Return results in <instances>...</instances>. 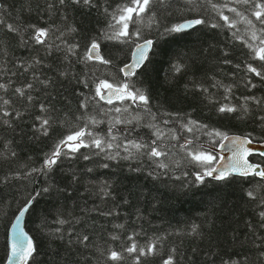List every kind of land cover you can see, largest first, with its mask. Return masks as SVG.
Masks as SVG:
<instances>
[{
	"label": "trees",
	"instance_id": "1",
	"mask_svg": "<svg viewBox=\"0 0 264 264\" xmlns=\"http://www.w3.org/2000/svg\"><path fill=\"white\" fill-rule=\"evenodd\" d=\"M50 2L54 0H0L5 5L0 10L4 20V24H0V66L6 64L10 70L3 77L4 81L11 72L17 73L11 76L13 87L32 80L31 70L23 72L19 65L31 63L33 58L43 60V65L36 66L35 70L42 79L46 77L51 81L47 88L36 83L32 104L14 96L11 89L4 93L24 116L12 120L11 127L0 123V264H5L9 255V231L15 216L32 196L35 200L27 216L26 229L34 238L37 250L29 264H105L101 250L106 251L109 246L120 250L130 243L128 237L132 233H139L136 240L141 245L156 237H166L162 239L159 254L144 258L142 264H162L172 248L177 249L178 264H224L230 258L245 256L249 264L254 261L259 264V253L264 247L255 245L260 243L259 237L264 236L258 215L262 208L246 193L252 190L264 196V181L234 175L226 182L208 176L202 184L194 182L192 173L203 169L194 167L181 147L189 140L192 141L189 149L211 151L206 146L217 147L223 139L207 135L210 130L229 136L251 134L253 142L264 143V122L260 120L264 106L251 104L247 114L217 111L221 103L239 105L246 96L264 98V82L258 78L252 77L255 88L245 86L250 75L243 69L244 63L249 61L248 50L232 38L227 28L198 25L183 33L161 35L155 27H148L147 21L142 26L137 25L145 38L155 41L149 61L131 78L134 88L143 90L150 98L148 107L156 116V120L151 121L142 107L130 100L107 104L99 97L91 99L100 80L118 85L126 79L119 70L131 61L132 44L100 38L102 54L111 64L96 63L93 67L79 59L89 43L107 29L109 17L104 9L112 11L124 0H94L93 7L68 0L51 13ZM185 6L186 0H165L157 4L155 11L161 26L198 17V12H187ZM211 22L217 21L212 19ZM7 24L18 27L20 32H10ZM27 25H52L64 31V39L79 45L77 55L69 54L65 59L62 44L59 50H47L35 44L30 39L32 30L25 28ZM69 27H75L76 31L67 32ZM21 37L26 43L21 42ZM55 43L60 44V40ZM226 59L231 63L225 64ZM174 64L183 65L181 71H175ZM236 65L241 68L237 69ZM62 72L67 75H61ZM81 80H86L88 87L80 83ZM217 82L234 86L230 101L225 100L223 87L213 86ZM84 97L89 98L86 110L80 107ZM41 103L50 106L53 120L47 136L34 127L39 123L35 118L42 115ZM129 105L128 112L114 111ZM137 113L143 119L134 120ZM88 115L102 121L90 126L94 135L105 140L116 136L113 148L106 151L81 148L75 158H62L47 175L31 172L42 166L46 154L58 141L85 122L76 117ZM116 118L132 120V123L117 124ZM189 119L207 128L189 133L181 127ZM147 122L158 125L163 132L162 146L170 152L167 158L170 170L166 175H149L154 169L159 170L134 149L132 159L106 156V152L117 151L116 144H126L130 139L145 143L155 139L153 129L144 126ZM173 135L180 139H171ZM88 139L86 137V141ZM9 141L15 157L4 148ZM119 151L121 156L127 155L123 148ZM211 153L218 160V156ZM84 155L89 159H84ZM250 160L264 165L260 154L250 156ZM175 161H180L179 167ZM104 164L108 167H103ZM185 172L189 175L184 176ZM105 183L110 186V196L100 192ZM45 188L48 191H43ZM108 211L113 215L100 214ZM60 219L67 223H57ZM193 225L199 226L195 233L191 231ZM111 234H118L120 239L112 240ZM84 235L89 241L80 243L78 237ZM125 255L121 264H135L132 257Z\"/></svg>",
	"mask_w": 264,
	"mask_h": 264
},
{
	"label": "snow or ice",
	"instance_id": "2",
	"mask_svg": "<svg viewBox=\"0 0 264 264\" xmlns=\"http://www.w3.org/2000/svg\"><path fill=\"white\" fill-rule=\"evenodd\" d=\"M68 0H54L48 4L49 12H53L57 9V5L63 7ZM165 0H124L123 3L116 6L112 11L105 8L104 13L109 17L107 29L102 30L101 37L93 39L89 45L86 47L83 56L79 57L80 61L85 64H92L93 67L96 63H101L104 65L111 64V61L106 59L101 55V44L100 38L107 39L109 41H115L119 43L132 44L133 50L131 52V62L124 64L120 68V73H122L125 80L121 81L120 84L116 85L109 83L107 80H100L96 84L95 93L91 99L95 100L99 97L100 101H106L107 104L113 103V97L121 101L122 103L126 100H130L133 104H138L142 107L143 112L147 113L151 121L156 120V116L151 113V109L148 107L150 104V98L148 95L139 88H134L131 84V78L137 75V70L141 69L149 61V54L154 51L155 41L152 39L145 38L141 27L137 25H144L147 21L148 27H155L156 30L161 32V35H172L183 33L189 29H193L198 25H208L212 28H227L231 32V36L234 40L241 42L243 47L248 50L249 61H246L243 65V69L246 74H250L247 77L246 87L255 88L256 83L253 81V76L258 78L260 81L264 82V0H186L185 11L187 12H198L197 18L185 19L181 23L161 26V22L157 17V12L155 11V6L157 4H163ZM71 3L76 5H83L85 7L95 6L94 0H71ZM5 5L0 3V10H3ZM66 19V17H65ZM216 20L217 22H211L210 20ZM223 21V24L219 23ZM0 24H4L2 18V12H0ZM243 26V27H241ZM7 29L13 33H19L20 29L13 24H7ZM26 30L31 29L30 39L34 41L35 44L43 46L47 50L53 48L59 50L61 44L64 46L66 52L65 59L68 55L76 56L77 49L79 45L77 43H69L63 37L65 36L64 31L59 29H54V26L49 25L47 27H39L37 25H27ZM75 27H69L67 32H75ZM59 32V35L55 33ZM243 33V34H241ZM55 40H60V44H56ZM51 41V43H50ZM21 42L26 43L23 37H21ZM227 56V52L224 53ZM43 60L40 58H33L31 63L23 64L21 63L19 67L23 72H29L31 70L32 80L21 84L19 86L13 87V80L11 76L17 75L15 72H11L7 81H4L3 77L8 75L10 72L4 66H0V123L6 124L9 127L12 126V120L22 119L24 112L15 108L13 101L7 99L4 93H7L10 89L14 96L21 98L28 104H32L34 101V96L32 92L35 91L36 83H39L43 87L47 88L51 81L48 78H41L37 73L36 66L43 65ZM225 64H230V60H224ZM183 65L174 64L173 68L175 71H181ZM237 69L241 68V65H236ZM61 75H67L66 72H62ZM83 83L85 87H88V82L86 80L79 81ZM219 85L224 88L225 100L230 101L231 94L233 92V85H223L214 84L213 86ZM207 91L206 88L203 89ZM83 95V93H81ZM243 103L237 105L232 103H221L217 109L218 112L224 114L231 113H243L247 114L251 104L257 106H264V98L257 97L255 95L243 97ZM89 103V98L84 97L81 102L80 107L82 109H87ZM98 103V102H97ZM42 115L37 116L35 119L39 121L38 125H34L36 130L42 135L47 136L49 128L52 126L53 120L50 114V106L41 103L39 105ZM129 106L123 109L117 107L114 109L115 112L121 113L128 112ZM48 113V115H43ZM10 118V119H9ZM134 120L143 119V117L137 113ZM76 120H84L85 122L77 127L75 130L69 132L67 136L58 141L53 150L46 154L45 160L39 169L33 168L31 172H41L47 175L55 165L62 158H75V154L80 153L81 148H96L101 151L110 150L113 148L112 141L117 138L115 135L111 136V140L102 139L93 134L90 126L97 125L102 121H98L94 116H77ZM260 120L264 122V116L260 117ZM116 123L131 124L132 120L124 119L121 120L116 118ZM162 123L167 124L169 121H162ZM145 127L153 129V135L155 139L148 143L143 141H137L135 139H130L126 144H116L115 148L117 151L115 153L106 152V156L109 159H132L134 149L136 153L146 156L149 161L156 166L155 169L149 173V175H166L170 170V164L167 162V158L170 152L162 146V141L164 135L160 127L154 123L147 122L144 124ZM114 127V125H113ZM181 127L186 129L189 133H198L202 129H206L207 126L200 124L198 121L185 120ZM172 131V130H170ZM111 133V128L109 129ZM210 136H215L223 140L229 141V144H221V148H226L232 153L231 158H228V162L220 165L219 167L214 165V161L217 157L214 156L210 150H191L188 145L192 141L185 140V143L181 145L182 148L186 150V159L196 168H202L203 171H197L192 173L195 177L194 182L204 183L206 176L212 177L216 181L226 182L234 175L249 178L258 177L260 180L264 181V166L260 163L253 164L247 159L248 155L252 153V149L248 148L247 145L252 144L253 141L250 138L251 134L240 137H229L227 133L220 132L218 130H210L206 133ZM86 137L89 138L86 141ZM171 139L178 140L180 137L173 135ZM11 142H7L4 145L5 149H9V155L12 157L16 156L14 150H10ZM123 148L127 155L121 156L119 149ZM260 155L264 156V152ZM84 159H89L88 155L83 156ZM177 167L180 166V161L174 162ZM103 167L107 168L108 164H104ZM139 170V169H136ZM91 171V169H89ZM29 173V175L31 174ZM19 175V174H17ZM184 176L189 174L185 172ZM179 178V177H177ZM109 185L104 184L100 188V192L103 196H110ZM43 191H48L47 188ZM40 193L37 192L36 196ZM247 196L257 201L262 210L258 213L260 217V227L264 228V196H258L256 192L250 190ZM35 200V196L30 197L25 201L24 205L18 210V214L15 216V223L11 225L12 231L14 233L12 240L9 244V255L7 258V264H29V261L33 258V254L36 252V247L33 244L32 237L29 236L21 227L23 218L29 212L31 204ZM98 211V210H97ZM101 215L111 216L113 212H100ZM59 224L67 223V221L60 219L57 221ZM118 228H122L123 225H117ZM198 225H193L191 231L195 233L197 231ZM60 229H56L58 233ZM139 233H132L129 235L128 240L130 243L126 246H122L120 250H115L111 246L107 250H101V256L105 260V264H121L123 260L128 257H132L135 264H142L144 258L154 256L159 254V248L162 243V239L166 237H156L154 240H149L146 244L141 245L137 240L136 236ZM63 238V237H61ZM110 238L112 240H119L118 234H111ZM80 243H85L89 241V237L84 235L82 238L78 237ZM260 243L256 244V247H264V236L259 237ZM176 248H172L169 255L163 259L162 264H178L176 257ZM224 264H249L248 258L245 256L242 259H229L224 261ZM256 264V262H252ZM259 264H264V251L259 253Z\"/></svg>",
	"mask_w": 264,
	"mask_h": 264
},
{
	"label": "water",
	"instance_id": "3",
	"mask_svg": "<svg viewBox=\"0 0 264 264\" xmlns=\"http://www.w3.org/2000/svg\"><path fill=\"white\" fill-rule=\"evenodd\" d=\"M189 30H191V29H189ZM100 51H101V55L103 56V54H102V50L100 49ZM150 55V54H149ZM131 62V61H130ZM129 62V63H130ZM140 69H138L137 70V72L139 71ZM119 100H117V99H115V97H113V103H115V102H118ZM236 136H240V137H243V136H241V135H230L229 137H236ZM221 144H229V141H227V140H224ZM220 144V145H221ZM220 145H219V147H213V146H211V145H208L207 146V148H210V149H212V151L213 152H215V153H217L218 154V156L220 157V159L218 160V162L216 163V165L215 166H217V167H219L220 165H223V164H225V163H227L228 162V158H231V156H232V153L231 152H229L226 148H221L220 147ZM247 147L248 148H250V149H252V153L250 154V155H248V157H247V159L249 160V162H251V160H250V156L251 155H254V154H260L261 152H264V143H256V142H253L252 144H249V145H247ZM252 163V162H251ZM253 164H256V163H253ZM262 166H264V165H262ZM33 203V202H32ZM32 205V204H31ZM29 213V212H28ZM28 213L25 215V217L23 218V222H22V224H21V227L23 228V230L29 235V236H31L30 235V233L27 231V229H26V221H27V216H28ZM13 223H15V219H14V221H13ZM12 223V224H13ZM13 235H14V233H13V231H12V228H10V231H9V244H10V242H11V240H12V237H13ZM32 237V236H31ZM32 240H33V244L35 245V247H36V243H35V240H34V238L32 237ZM10 250V249H9ZM34 255V254H33ZM30 262V261H29ZM5 264H7V261H6V263Z\"/></svg>",
	"mask_w": 264,
	"mask_h": 264
}]
</instances>
